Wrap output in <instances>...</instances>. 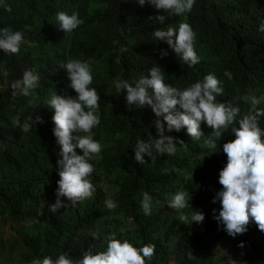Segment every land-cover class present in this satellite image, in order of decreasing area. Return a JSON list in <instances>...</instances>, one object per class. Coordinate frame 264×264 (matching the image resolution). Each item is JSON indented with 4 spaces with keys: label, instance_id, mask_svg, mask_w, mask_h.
Masks as SVG:
<instances>
[{
    "label": "clouds",
    "instance_id": "1",
    "mask_svg": "<svg viewBox=\"0 0 264 264\" xmlns=\"http://www.w3.org/2000/svg\"><path fill=\"white\" fill-rule=\"evenodd\" d=\"M67 1L50 0L18 24L14 0H0V220L10 225L7 212L52 191L49 227L70 250L84 236L67 226L79 207L128 234L140 220L160 232L209 217L217 247L256 245L253 236L264 251V72L244 77L209 51L196 21L203 0H120L131 27L98 20L92 0ZM231 1L246 52L264 60V0ZM113 115L138 123L132 135L112 127ZM35 132L45 134L39 150L27 144ZM115 146L132 150L128 181L112 169ZM207 194L209 210L196 206ZM131 243L110 235L82 259L48 254L27 264H152L159 245ZM205 249L164 264H224ZM18 255L6 243L0 264ZM252 263L264 255L244 264Z\"/></svg>",
    "mask_w": 264,
    "mask_h": 264
},
{
    "label": "trees",
    "instance_id": "2",
    "mask_svg": "<svg viewBox=\"0 0 264 264\" xmlns=\"http://www.w3.org/2000/svg\"><path fill=\"white\" fill-rule=\"evenodd\" d=\"M49 1L14 0L13 5L10 7L18 19V24H31L32 17L40 16L39 6L47 4ZM67 3L72 5L75 0H68ZM233 4L231 0H203V7L196 17V21L207 36V48L209 51L217 52L222 58L226 57V61L231 67L243 74L244 77L255 76L260 78L264 72V60L259 55L251 58L248 55L250 51L246 52L248 48H244L245 44L242 42L244 33L242 16L239 15L238 17L235 15L234 8L236 6H233ZM90 8L98 16V20L105 19L113 26L125 24L131 27L136 25L128 22L124 14V6L120 3V0H92ZM142 61L144 59L138 57L134 58L133 63L140 64ZM246 61L248 62L246 63ZM239 62H245V67H239ZM124 66L127 67V63ZM116 117L117 119H114ZM138 119L150 126H154L150 115L146 112H142ZM113 122L114 124H112ZM130 122L134 124L133 128L129 127ZM130 122L115 115L111 118L112 127L123 129L126 137L132 135L134 128L138 126L135 120ZM44 137V133H32L27 144L39 150ZM111 153L112 169L122 174L124 179L128 181L130 179L129 168L135 162L134 157H132V150L124 151L121 146H115L112 148ZM32 171L36 178L39 173ZM35 178L31 185L25 189L27 194L32 195L34 193L35 183L33 182ZM22 182L25 186L27 185L25 180ZM54 197V193L50 191L49 194L44 195L42 198L32 199L31 204L25 208L5 214L10 222L11 230L7 238H0V249L6 243H10L19 250L17 259L9 264H27L48 254L62 253L69 254L75 259H82L86 251L96 252L104 249L107 238L110 235H115L121 242L124 240L131 241L134 243L131 244L138 249V246H143L147 243L158 244L159 252L155 254L152 264H164L168 257L188 261L193 257L195 251L217 244L216 239L221 237L209 217L200 225H182L175 231L170 225H166L160 232L153 229L150 222L140 220L137 231H132V234H128L123 233L121 226L118 227L119 231H114L102 216L93 215L92 210L89 209L78 211V207L68 218L67 226L69 232L74 229L82 230L84 236L81 245L70 250L59 243L58 238L54 236L49 227V223L55 213L50 211L49 206L51 204L48 202L49 200L53 201ZM209 197H211V194L202 196L195 205L209 210L212 206ZM210 232H214L213 237L209 236ZM93 233L98 235L94 237ZM250 239L251 242L258 246L260 245L255 237L250 236ZM255 256L262 257L263 255L248 254L245 257L238 258L237 262L244 264Z\"/></svg>",
    "mask_w": 264,
    "mask_h": 264
},
{
    "label": "rangeland",
    "instance_id": "3",
    "mask_svg": "<svg viewBox=\"0 0 264 264\" xmlns=\"http://www.w3.org/2000/svg\"><path fill=\"white\" fill-rule=\"evenodd\" d=\"M0 229L3 230L6 235L10 233V225L1 220ZM213 235L214 232L209 233L210 237H213ZM222 243H224L223 247H217L216 244L212 245L210 247V252L211 255L215 254V256H218L221 262H223L224 264H234L235 261L238 260V258L245 257L248 254L264 255V251H262L260 247L251 243H245L243 248L239 247V245L229 242L222 241ZM203 249L206 250L205 248Z\"/></svg>",
    "mask_w": 264,
    "mask_h": 264
}]
</instances>
